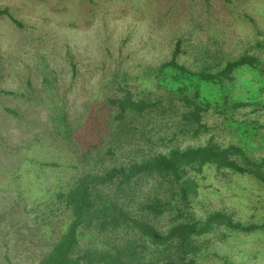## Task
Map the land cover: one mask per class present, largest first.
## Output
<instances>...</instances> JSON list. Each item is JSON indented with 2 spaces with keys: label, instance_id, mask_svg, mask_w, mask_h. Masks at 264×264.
Returning <instances> with one entry per match:
<instances>
[{
  "label": "trees",
  "instance_id": "trees-1",
  "mask_svg": "<svg viewBox=\"0 0 264 264\" xmlns=\"http://www.w3.org/2000/svg\"><path fill=\"white\" fill-rule=\"evenodd\" d=\"M4 15L21 26L0 8ZM257 35L237 54L219 45L198 47L190 64L178 59L187 50L177 39L170 57L139 78L152 77L149 88L138 90L120 64L110 68L99 84L102 98L90 138L75 137L78 127L64 113L47 117L51 128L45 133L77 154L74 171L52 184L39 182L42 173L59 167L39 152L44 147L36 142L46 136L33 133L9 146L0 131V165L8 160L15 166L12 180L25 168L35 174L31 184L38 194L21 207L31 217L20 228L27 232L20 239L40 248L29 264H202L209 259L240 264L220 247H232L239 234L264 233V220L243 221L231 208L206 207L199 174L212 168L216 176L245 175L264 186V155L252 150L264 143V117H251L264 103L258 93L232 99L222 92L223 103L213 107L203 91L225 88L242 70L250 74L244 83L259 81L264 87V31ZM65 55L75 74L73 54L66 50ZM247 107L252 108L242 111ZM210 111L222 116L219 125L207 122ZM8 115L20 116L5 107L0 117ZM226 128L233 139L227 142L220 134ZM6 220L0 210V224Z\"/></svg>",
  "mask_w": 264,
  "mask_h": 264
},
{
  "label": "rangeland",
  "instance_id": "rangeland-1",
  "mask_svg": "<svg viewBox=\"0 0 264 264\" xmlns=\"http://www.w3.org/2000/svg\"><path fill=\"white\" fill-rule=\"evenodd\" d=\"M0 8H7L21 23L17 27L7 16H0V114L10 107L20 115L0 117V131L9 146L19 145L33 133L46 136L36 142L44 147L39 152L59 167L42 173L39 182L43 185L68 177L77 155L69 145H55L45 133L51 128L45 122L47 117L64 113L78 127L75 137L81 140L86 134L90 138L92 116L102 98L99 84L113 70L110 68L120 64L138 90L149 88L153 87L152 77L139 78L150 66L170 57L177 39L187 50L178 59L190 64L198 47L219 45L222 51L237 54L247 40L264 31V0H0ZM66 50L73 54L75 74L65 58ZM249 78L242 70L225 88L207 87L203 92L213 107L223 103L222 92L232 99H249L258 93L264 103V87L259 81L244 83ZM1 90L24 95L14 97ZM251 117L263 119L264 109ZM206 120L219 125L222 116L210 111ZM226 129L220 134L227 142L233 139ZM252 150L264 155V143ZM16 175L19 178L13 181L15 166L8 160L0 165V210L7 213L6 222L0 224V264H29L40 250L20 239L27 234L20 228L31 217L21 207L31 204V195L38 194L31 184L35 174L25 168ZM199 183L206 207L231 208L243 221L264 220V186L249 176L220 177L212 168H205ZM10 219L17 224L11 226ZM232 241V247L223 245L219 251L240 264H264V233L239 234Z\"/></svg>",
  "mask_w": 264,
  "mask_h": 264
}]
</instances>
